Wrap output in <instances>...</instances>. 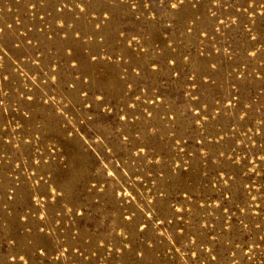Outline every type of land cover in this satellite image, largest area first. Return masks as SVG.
I'll return each instance as SVG.
<instances>
[{
  "label": "rangeland",
  "instance_id": "1",
  "mask_svg": "<svg viewBox=\"0 0 264 264\" xmlns=\"http://www.w3.org/2000/svg\"><path fill=\"white\" fill-rule=\"evenodd\" d=\"M0 264H264V0H0Z\"/></svg>",
  "mask_w": 264,
  "mask_h": 264
}]
</instances>
